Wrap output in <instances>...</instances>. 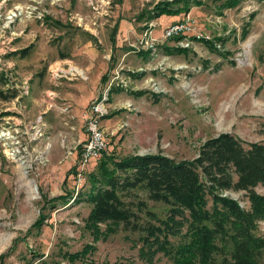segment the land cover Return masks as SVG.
Wrapping results in <instances>:
<instances>
[{
	"label": "rangeland",
	"instance_id": "obj_1",
	"mask_svg": "<svg viewBox=\"0 0 264 264\" xmlns=\"http://www.w3.org/2000/svg\"><path fill=\"white\" fill-rule=\"evenodd\" d=\"M158 1L0 0V91L16 95L0 97V264H173L161 252H144L139 230L121 224L107 235L101 224L95 239L85 225L90 204L77 193L89 189L88 173L75 190L73 166L95 99L107 98L100 117L104 152L116 159H193L222 132L246 144L264 141V0L230 8L224 0H203L172 20L141 15ZM187 17L212 47L162 37L166 26ZM254 190L264 194L260 184ZM65 193L71 196L55 199ZM225 194L249 208L244 191ZM124 200L143 223L151 217L147 209L165 218L166 208L139 190ZM39 216V229L28 233ZM256 232L264 236V219ZM86 244L92 252L66 257Z\"/></svg>",
	"mask_w": 264,
	"mask_h": 264
},
{
	"label": "trees",
	"instance_id": "obj_2",
	"mask_svg": "<svg viewBox=\"0 0 264 264\" xmlns=\"http://www.w3.org/2000/svg\"><path fill=\"white\" fill-rule=\"evenodd\" d=\"M238 2L224 0L222 5L230 8ZM202 5L203 0H160L141 15L149 19L175 16ZM115 30L116 26L113 32ZM181 38L183 36H175V39ZM111 39L113 41V35ZM198 41L213 46L212 41ZM163 48L166 52L186 50L181 46ZM101 81H105V75ZM15 96H2L0 91L2 99ZM79 155L80 151L78 159ZM96 163L95 171H90L91 167L87 170L89 189L84 194L77 193L82 201L90 204L85 225L95 233V239L103 233L101 224L107 235L122 224L125 229L142 233L139 239L144 252L152 256L161 252L173 264H261L264 236L256 230L258 221L264 219V194L256 192L254 187L258 184L264 187V141L246 144L237 136L222 132L206 139L193 159L176 161L162 154H133L116 159L104 152L92 165ZM133 190L161 203L166 208L165 218L147 209L145 212L151 216L150 220L141 222L124 200ZM229 190L244 191L249 208L226 195ZM70 196L65 193L55 199L66 200ZM137 207L142 211L146 204L140 200ZM42 221L43 216H39L27 232L39 229ZM151 221H158V224ZM170 237L178 240L173 242ZM92 249L91 244H86L66 257L79 260Z\"/></svg>",
	"mask_w": 264,
	"mask_h": 264
},
{
	"label": "built area",
	"instance_id": "obj_3",
	"mask_svg": "<svg viewBox=\"0 0 264 264\" xmlns=\"http://www.w3.org/2000/svg\"><path fill=\"white\" fill-rule=\"evenodd\" d=\"M188 19L189 17L183 21H176L166 26L163 29L162 37L166 39L180 35L184 38L191 37L195 40L209 39V36L196 29L193 21L189 22ZM144 34H147V31ZM186 45L188 44L186 43ZM106 100L105 95L100 99H95L84 116L85 139L81 143L80 155L75 169V190H79L85 185L86 170H88L90 163L99 159L107 148L105 131L100 120V117L105 115L107 111L105 106Z\"/></svg>",
	"mask_w": 264,
	"mask_h": 264
},
{
	"label": "crops",
	"instance_id": "obj_4",
	"mask_svg": "<svg viewBox=\"0 0 264 264\" xmlns=\"http://www.w3.org/2000/svg\"><path fill=\"white\" fill-rule=\"evenodd\" d=\"M177 15H175V16H171V15H162V16H160V17H163V19H165V20H172V19H174L175 17H176ZM158 18V17H157ZM114 40V39H113ZM111 41H112V39H111ZM112 43H113V41H112Z\"/></svg>",
	"mask_w": 264,
	"mask_h": 264
},
{
	"label": "bare ground",
	"instance_id": "obj_5",
	"mask_svg": "<svg viewBox=\"0 0 264 264\" xmlns=\"http://www.w3.org/2000/svg\"><path fill=\"white\" fill-rule=\"evenodd\" d=\"M17 10H18V9H17ZM11 17L13 18L14 15L12 14ZM30 185H31V184L28 185V189L31 190V191H33V188L31 187L32 185H31V186H30Z\"/></svg>",
	"mask_w": 264,
	"mask_h": 264
}]
</instances>
